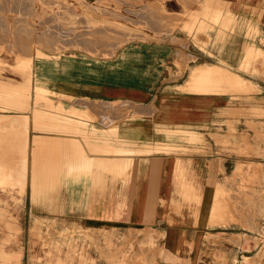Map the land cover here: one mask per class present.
Masks as SVG:
<instances>
[{"label": "crops", "instance_id": "obj_1", "mask_svg": "<svg viewBox=\"0 0 264 264\" xmlns=\"http://www.w3.org/2000/svg\"><path fill=\"white\" fill-rule=\"evenodd\" d=\"M83 3L146 39L34 51L24 104L0 99V212L129 232L153 264H257L252 174L223 150L264 131V0Z\"/></svg>", "mask_w": 264, "mask_h": 264}, {"label": "rangeland", "instance_id": "obj_2", "mask_svg": "<svg viewBox=\"0 0 264 264\" xmlns=\"http://www.w3.org/2000/svg\"><path fill=\"white\" fill-rule=\"evenodd\" d=\"M25 1L0 0V12H3L0 13V99L2 93H5L3 85L11 88L10 92L14 93L17 85L25 83L31 92L32 55L34 51L41 54V47L52 51L88 48L98 55L104 53V56H110L120 44L146 39L128 36L126 33L130 29L126 25L100 19L99 6L84 5V0ZM75 1L78 3L75 4ZM52 25L55 29H51L54 28ZM119 29L123 30L124 35L117 40L113 33L119 34ZM105 33H108V37ZM100 39L103 44L108 41L105 46L108 53L98 46L102 42ZM113 40L117 43L112 45ZM84 103L89 106L88 101ZM253 119L259 117L253 116ZM242 128V125L236 126L230 147L223 151L232 156L236 173L247 171L252 174V206L258 212L256 215L254 212L253 227L250 230L252 242L248 252L257 259V264H264V226L254 222L260 210L263 211L258 198L264 192V189L260 190L264 188V131L257 130L255 124L252 125L251 133H243ZM132 238L129 232L92 233L84 222L75 221L67 215L58 219L35 213L0 212V252L3 254H0V264H153L148 244H138Z\"/></svg>", "mask_w": 264, "mask_h": 264}, {"label": "bare ground", "instance_id": "obj_3", "mask_svg": "<svg viewBox=\"0 0 264 264\" xmlns=\"http://www.w3.org/2000/svg\"><path fill=\"white\" fill-rule=\"evenodd\" d=\"M24 1V0H23ZM28 1H31V0H27V1H25V2H28ZM9 2V1H8ZM11 2V1H10ZM5 3V2H4ZM149 3V2H148ZM154 3V2H153ZM11 4V3H10ZM6 5H8V4H6ZM27 5V4H26ZM31 5V4H30ZM9 6V5H8ZM10 7H11V5H10ZM12 7H14V5L12 6ZM33 7H35V6H33ZM144 7H145V4H144ZM8 8V7H7ZM19 8H21V6L19 7ZM30 8V7H29ZM36 8V7H35ZM28 9V8H27ZM37 9V8H36ZM140 9V8H139ZM141 9H143V8H141ZM8 10V9H7ZM21 10V9H20ZM143 10H146L145 8L143 9ZM150 10H152V9H150ZM158 10V9H157ZM15 11V10H14ZM18 11V10H17ZM34 11V10H33ZM140 11V10H139ZM160 11H162V10H160ZM159 10H158V12H160ZM7 12V11H6ZM5 12V13H6ZM11 12H12V9H11ZM20 12V11H19ZM44 12H45V10H44ZM135 12V11H134ZM141 12V11H140ZM0 13H3V12H0ZM46 13H47V11H46ZM46 13H45V15H46ZM135 13H137V12H135ZM139 13V12H138ZM137 13V14H138ZM156 13V12H155ZM154 13V14H155ZM18 14V13H17ZM29 14V13H28ZM27 14V15H28ZM139 14H141V13H139ZM138 14V16H141L142 17V15H139ZM12 15V14H11ZM33 15V14H32ZM43 15H44V13H43ZM149 15V14H148ZM2 16V15H1ZM0 16V17H1ZM20 16V15H19ZM30 16H31V14H30ZM49 16H50V14H49ZM54 16H56V15H54ZM21 17V16H20ZM48 17V16H47ZM46 17V18H47ZM51 17V16H50ZM146 17V16H145ZM53 18V17H52ZM143 18V17H142ZM147 18V17H146ZM161 18V17H160ZM164 18V17H163ZM162 18V19H163ZM47 19H49V18H47ZM61 19V18H60ZM156 19V18H155ZM154 18H153V21L155 20ZM3 19H1V21H2ZM151 20V19H150ZM52 21V20H51ZM142 21H144V20H142ZM145 21H147V20H145ZM57 22V21H56ZM61 22V21H60ZM151 22V21H150ZM57 23H59V22H57ZM56 23V24H57ZM142 23H144V22H142ZM145 23H147V22H145ZM63 24V23H62ZM156 24V23H155ZM155 24H153V25H155ZM26 25V24H25ZM149 25V24H148ZM71 26V25H70ZM76 26V25H75ZM151 26V25H150ZM52 27H54L53 25H52ZM61 27H63L64 28V26H62L61 25ZM71 29H73L72 27H70ZM78 28V27H77ZM51 29H55V27L54 28H51ZM58 29H59V27H58ZM83 28H81V30H82ZM63 30V29H62ZM66 31V30H65ZM69 33H71L70 31H68ZM73 33V32H72ZM79 33H83V32H81V31H79ZM79 33H77V34H79ZM66 35H68V34H66ZM80 35V34H79ZM82 36H83V34H81ZM99 37V36H98ZM81 39L83 38V37H80ZM84 38H86V36L84 37ZM100 38H102V37H100ZM99 39V38H98ZM106 39V38H105ZM83 41H84V39H82ZM100 41H102L101 39H100ZM100 43V42H99ZM98 46H100V45H98ZM202 80V79H201ZM205 80V79H204ZM206 81V80H205ZM2 85V84H1ZM7 86V85H6ZM3 87H5V85H3ZM2 87V89L4 90H6L5 91V93H6V95H5V97L6 98H10V100H6V102H10V103H12V104H19V106H20V104L22 103V105L24 104V102H25V99L26 98H28L27 96H28V93H29V91H30V89H29V86H27V85H25V83H22V84H20V85H17V89L16 88H14V89H16V90H14L13 92L14 93H12V92H10L11 91V89H8V88H3ZM239 89V88H238ZM38 95V94H37ZM21 105V106H22ZM110 106V105H109ZM15 107V106H14ZM114 107V106H113ZM117 107V106H116ZM88 108V107H87ZM105 116V115H104ZM109 116V114L107 115V117ZM103 117V116H102ZM106 117V116H105ZM110 118H111V116H110ZM109 118V119H110ZM103 119H107V118H103ZM113 119V118H112ZM114 120V119H113ZM104 121V120H103ZM107 121V120H106ZM105 121V122H106ZM12 126V125H11ZM5 128V127H4ZM1 130H3L2 128H1ZM4 131H6V130H4ZM0 132H2V131H0ZM4 133V132H3ZM1 134V133H0ZM45 138V137H44ZM34 141H35V139H34ZM44 142V141H43ZM45 145V144H44ZM46 146V145H45ZM47 148V147H46ZM44 149V148H43ZM240 187V186H239ZM6 224H8V223H6ZM36 224V223H35ZM8 226V225H7ZM10 226V225H9ZM16 229V228H15ZM17 229H19V228H17ZM17 231V230H16ZM34 231V230H33ZM34 233V232H33ZM37 233V232H36ZM110 241V240H109ZM2 249V251H3V247L1 248ZM4 252H6V251H4ZM0 254H2L1 252H0ZM3 255V254H2ZM5 255H8V253L6 254L5 253Z\"/></svg>", "mask_w": 264, "mask_h": 264}]
</instances>
